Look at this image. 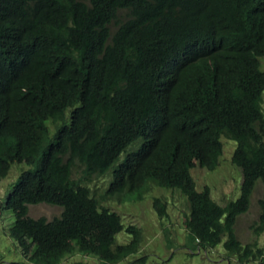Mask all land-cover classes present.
Returning <instances> with one entry per match:
<instances>
[{
    "label": "trees",
    "instance_id": "16d2710c",
    "mask_svg": "<svg viewBox=\"0 0 264 264\" xmlns=\"http://www.w3.org/2000/svg\"><path fill=\"white\" fill-rule=\"evenodd\" d=\"M262 56L264 0H0V179L13 163L32 165L5 199L8 233L27 247L25 260L7 264H61L68 254L150 264L133 256L141 228L101 202L142 199L146 181L185 195L189 243H222L229 263L264 264L257 241L242 243L234 230L260 179L251 229L264 231ZM161 59L163 81L150 76ZM48 119L63 121L51 138ZM222 136L237 143L230 160L241 172L238 197L224 205L209 186L195 190L190 172L217 168ZM133 142L95 196L89 181ZM154 199L164 217L166 202ZM39 203L62 210L51 220L32 217L28 208ZM120 232L129 241L119 243Z\"/></svg>",
    "mask_w": 264,
    "mask_h": 264
},
{
    "label": "rangeland",
    "instance_id": "374dc122",
    "mask_svg": "<svg viewBox=\"0 0 264 264\" xmlns=\"http://www.w3.org/2000/svg\"><path fill=\"white\" fill-rule=\"evenodd\" d=\"M260 68L264 70V56L260 58ZM69 111L70 109L67 108L65 112L66 123L69 121ZM46 125L48 127V137L51 138L56 128L61 125V121L52 122L49 119L46 121ZM232 141L222 138L224 149L216 169L207 170L196 164L190 170L196 189L200 190L203 185L209 186L211 198L220 205L236 199L239 195L241 172L230 160L234 150L233 142L236 144L235 141ZM136 147V142L131 143L106 173L93 177L89 181L88 186L95 196L100 192H105L111 177L109 171L115 168L130 150H135ZM29 168H32V165L25 162L13 163L8 174L0 179V264L22 261L26 258L25 254L22 253L24 249L8 233V227L13 221V216L4 208V203L19 174ZM79 175L80 169L76 168L72 173V177L77 178ZM260 181V179L257 180L256 188L252 192L249 209L240 215L235 223V233L242 243L256 240L258 246L264 250V231L256 236L251 229L258 216L257 201L262 195V182ZM168 189L152 184L143 193V198L134 202L123 203V200L118 201L116 199L104 201V198L101 200L110 210L120 215L123 224H133L141 228L140 251L133 256L147 255L150 264H232L228 262V255L222 243L215 248L205 250L200 246L197 247L196 243L187 241L186 228L183 226L185 213L188 212L186 210V200L183 197L185 195L179 190L172 191ZM153 197H160L167 203V214L164 217L159 216L153 207ZM61 210L62 208L57 205L39 203L29 206L28 213L32 217L45 216L51 219L54 216H59ZM116 237L119 243L127 242L130 239V235L125 232H120ZM167 240L171 242L170 247L167 246ZM80 255L67 256L61 264L74 261H81L86 264H98L99 262L96 257ZM131 259L132 257L128 260ZM250 264H253V262Z\"/></svg>",
    "mask_w": 264,
    "mask_h": 264
},
{
    "label": "bare ground",
    "instance_id": "6f19581e",
    "mask_svg": "<svg viewBox=\"0 0 264 264\" xmlns=\"http://www.w3.org/2000/svg\"><path fill=\"white\" fill-rule=\"evenodd\" d=\"M175 37H176V36H175ZM198 37H199L201 40L204 39V37L201 36V35H198ZM220 44H221L220 42H217V43H216V46L220 47ZM207 46H208V48H210V49L213 48V45H211L210 43L207 44ZM223 48H224V47H223ZM224 49H225V48H224ZM225 50L227 51V49H225ZM79 66H80V68L83 67L81 64H79ZM39 71H42V69H40ZM144 71H148V70H147V69H144V70L139 71V72H140V75H141L143 78H144ZM48 75H50V74H48ZM164 75L168 76V71H167V69H165L164 66L162 65V59H161V60L159 61V63H158V66L156 67L155 71L152 72V73L150 74V76H151V77H161V81H163V80H164L163 78L165 77ZM55 76H57V75L55 74ZM58 77H64V76H58ZM29 81H32V79H29ZM161 81H160L158 84L166 82V81H164V82H161ZM115 82H116V81H115ZM55 93H56V92H55ZM146 93L151 94L150 91H147ZM146 93H145V94H146ZM69 109H70V111H71L72 108H69ZM70 111H69V112H70ZM223 137H224V136L221 137V140H222ZM136 140H137V142L140 143V142L142 141V137H138ZM230 141H231V140H230ZM236 144H237V143H236ZM231 156H232V155H231ZM114 162H115V161H114ZM114 162H113V163H114ZM113 163L111 164V166L113 165ZM219 163H220V161H219ZM218 165H219V164H218ZM217 167H218V166H217ZM213 170H214V169H213ZM190 172H191V171H190ZM191 175H192V174H191ZM191 177H193V176H191ZM193 181H194V180H193ZM203 186H204V185H203ZM148 187H149V182L146 181V182L144 183L143 187H142V189H144V192L148 190ZM164 188H166V187L164 186ZM142 189H140V190H142ZM167 189H168V188H167ZM168 190L178 191V190H174V189H172V188H169ZM195 190H197V189H196V184H195ZM144 192H143V193H144ZM239 193H240V189H239ZM140 195H142V198H143V194L140 193ZM155 198H157V197H155ZM154 201H155V199L153 200V202H154ZM154 203H155V202H154ZM224 203H225V202H224ZM166 204H167V203H166ZM154 206H155V205H154ZM189 211H190V209H189ZM189 211L187 212V214L189 213ZM156 212H157V211H156ZM166 214H167V213H166ZM158 215H159V214H158ZM39 217H40V216H39ZM43 217H45V216H42V218H43ZM45 218L48 219L47 217H45ZM49 219H50V218H49ZM49 219H48V220H49ZM50 220H51V219H50ZM234 230H235V226H234ZM31 238H32L31 236H30V237L28 236V240H29V241H32ZM75 247H76V246H75ZM23 248L26 249L27 247H24V246H23ZM25 249H24V250H25ZM28 249H29V248H28ZM24 250H23V251H24ZM75 251H76V249H75ZM75 251H74V252H75ZM74 252H72V253H74ZM70 254H71V253H70ZM83 255H84V254H83ZM26 256H27V255H26ZM67 256H71V255L68 254ZM67 256H66V257H67ZM28 258H29V257H28ZM25 259H26V258H25ZM20 262H22V261H20ZM4 263H5V262H4ZM70 263H72V262H70ZM70 263H67V264H70Z\"/></svg>",
    "mask_w": 264,
    "mask_h": 264
},
{
    "label": "clouds",
    "instance_id": "9594fccd",
    "mask_svg": "<svg viewBox=\"0 0 264 264\" xmlns=\"http://www.w3.org/2000/svg\"><path fill=\"white\" fill-rule=\"evenodd\" d=\"M259 60H260V59H259ZM48 120H49V119H48ZM50 120H51V119H50ZM58 121H59V120H58ZM61 123H62V122H61ZM60 126H61V125H60ZM60 126H58V127H60ZM58 127H57V128H58Z\"/></svg>",
    "mask_w": 264,
    "mask_h": 264
}]
</instances>
